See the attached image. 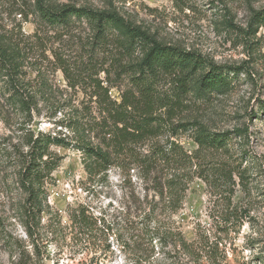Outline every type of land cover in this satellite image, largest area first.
Returning a JSON list of instances; mask_svg holds the SVG:
<instances>
[{
  "label": "rangeland",
  "instance_id": "1",
  "mask_svg": "<svg viewBox=\"0 0 264 264\" xmlns=\"http://www.w3.org/2000/svg\"><path fill=\"white\" fill-rule=\"evenodd\" d=\"M52 1L115 8L165 43L198 50L217 64L241 67L228 93L194 103L185 113L218 131L249 129L250 139L234 143L246 176L243 183L237 175L227 182L195 176L183 207L170 214L163 202H152L160 198L144 190L138 170L112 167L90 175L81 150L53 145L62 159L46 183L50 212L42 214L39 224L31 222L30 236L19 210L24 194L16 184L14 162L27 150L28 130L73 137V131L58 124L70 110L41 100L32 114L23 113L7 100L0 81V264H264V115L253 116L264 100V24L255 20L264 0ZM34 3L0 0V33L28 52L33 64L24 70L33 90L45 76L54 90L51 100L65 98L70 89L50 50L64 45L75 54L87 44L89 31L58 40L40 22ZM112 95L120 98L117 89ZM180 140L190 151L197 148L187 134ZM150 231L168 235L166 242L151 240ZM175 233L184 236L190 250Z\"/></svg>",
  "mask_w": 264,
  "mask_h": 264
},
{
  "label": "trees",
  "instance_id": "2",
  "mask_svg": "<svg viewBox=\"0 0 264 264\" xmlns=\"http://www.w3.org/2000/svg\"><path fill=\"white\" fill-rule=\"evenodd\" d=\"M34 7L40 22L54 30L58 40L82 30L89 34L87 44L75 54H69L64 45L51 48L54 64L70 89L65 98L51 100L54 90L45 76L38 90L26 78L24 68L31 63L26 49L0 33V81L7 100L26 114H32L41 100L55 101L59 108L70 110L58 124L74 133L69 140L43 131L25 134L27 150L19 152L14 165L18 167L16 184L24 194L19 210L30 236L31 222L39 224L42 214L50 212L46 183L62 159L52 151L53 145L81 150L90 175L112 167L138 170L144 190H153L160 198L152 202H163L170 214L183 207L195 176L227 182L237 175L243 183L245 170L234 143L250 139L249 129L218 131L185 113L194 103L228 93L241 67L217 64L198 50L165 43L115 8L52 0H35ZM255 20L258 26L264 24V10L257 12ZM113 89L120 98L112 95ZM78 93L83 94L81 100ZM254 115H264V100H259ZM183 134L192 138L195 150L185 148L180 140ZM249 160V166L253 165L254 158ZM147 235L163 243L168 236L153 231ZM175 235L185 250L191 249L181 233Z\"/></svg>",
  "mask_w": 264,
  "mask_h": 264
}]
</instances>
